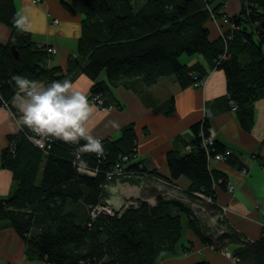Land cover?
Returning a JSON list of instances; mask_svg holds the SVG:
<instances>
[{"label": "trees", "instance_id": "obj_1", "mask_svg": "<svg viewBox=\"0 0 264 264\" xmlns=\"http://www.w3.org/2000/svg\"><path fill=\"white\" fill-rule=\"evenodd\" d=\"M61 1L71 12L77 7L83 14L78 54L69 58L67 69L49 67L54 54L48 46H39L31 31L16 26V1L0 0V23L11 29L8 40L0 41L1 103L7 102L17 116L13 76L47 86L54 80H70V73L79 69L92 80L90 94H100L106 106L121 107L113 95L122 80L140 77L149 87L163 76L174 75L186 87L207 77L210 70L201 61L181 62L180 56L187 53L202 54L210 69L224 70L228 100L242 127L252 128L254 102L264 95V0H241V10L231 16L220 13V6L212 10L213 0H73L75 7ZM213 15L227 18L230 24L228 31L214 39L208 26ZM174 110L172 97L165 112ZM211 126L207 118L191 126V149L169 151L170 176L163 178L190 180L185 196L218 212L226 226L216 238L202 228L191 203L179 195L169 197L163 190L155 191V203L137 198L136 204L122 205L113 214L90 217L91 207L108 202V187L117 179L133 182L147 174L161 175L137 158L138 134L132 122L119 137L102 140L103 156L85 152L79 160L75 153L84 140L71 144L53 139L44 151L27 138L26 127L11 135L9 145L0 151V169L12 170L15 189L9 197H0V229L14 226L29 250L46 264H156L164 251L176 249L187 220L208 245H244L239 264H264V234L248 240L216 204L217 188L227 189L229 183L210 158L227 153L226 161L246 167L217 138L209 149L203 146ZM122 155L130 158L123 163L124 173L109 179L108 172L122 161ZM84 166L96 173L82 172ZM187 264L211 263L204 259Z\"/></svg>", "mask_w": 264, "mask_h": 264}, {"label": "crops", "instance_id": "obj_2", "mask_svg": "<svg viewBox=\"0 0 264 264\" xmlns=\"http://www.w3.org/2000/svg\"><path fill=\"white\" fill-rule=\"evenodd\" d=\"M19 14L27 18L34 40L39 46H53L57 49L48 61L49 67L61 66L67 69L69 58L78 54V40L82 33L83 14L74 6L68 10L61 0H15ZM220 6L219 12L234 15L241 10V0H213L210 8ZM58 18V22L54 19ZM212 39L229 30L230 24L223 18H212L208 22ZM11 29L0 23V41H7ZM183 63L201 61L210 73L202 86L191 84L183 87L174 75L163 76L152 86H145L140 77L120 81L114 87V99L121 107L102 109L96 105L93 114L95 137L117 138L122 128L134 123L138 134L137 158L144 159L146 167L161 175L137 177L129 182L117 179L108 187V202L115 209L129 199L147 198L156 202L157 190L167 196L171 191H185L190 180L182 176L173 182L164 178L170 176L168 153L170 150L188 151L193 133L191 126L203 119H209L216 138L246 167L247 172L226 160H211L213 166L224 172L234 190L217 188L216 204L227 206L225 213L229 224L248 240L260 239L264 234V95L254 102V123L250 130L242 127L237 111L228 100L226 74L223 69L207 65L202 54L183 59ZM106 76H104L105 78ZM74 90L83 91L90 100L92 80L79 69L70 73ZM43 84V83H42ZM45 85V84H44ZM46 86V85H45ZM174 97L175 110L166 114L169 100ZM115 100V101H116ZM15 105L26 103L25 93L15 99ZM19 119L10 107L1 103L0 95V151L10 143L9 137L18 134L15 128ZM112 122L118 124L113 127ZM164 177V178H163ZM15 189L13 172L0 169V197H9ZM238 245L231 243L233 250ZM211 264H233L220 247L206 244L184 221V234L174 251H164L156 264H187L201 260ZM0 264H46L30 251L25 239L14 226L0 229Z\"/></svg>", "mask_w": 264, "mask_h": 264}, {"label": "clouds", "instance_id": "obj_3", "mask_svg": "<svg viewBox=\"0 0 264 264\" xmlns=\"http://www.w3.org/2000/svg\"><path fill=\"white\" fill-rule=\"evenodd\" d=\"M15 24L22 30H31L27 18L19 13ZM12 80L18 89L13 100L21 92L25 93L26 97L25 104L14 105L20 113L15 122L16 129H29L34 134L33 138L39 137L36 142L41 146L49 139L71 144H79L80 140L86 141L75 153L77 160L85 152L104 155L101 140L92 135L96 105L88 99L85 92L74 90L73 81L54 80L45 86L21 76H13ZM112 126L118 127V124L112 122ZM81 165L83 166V162Z\"/></svg>", "mask_w": 264, "mask_h": 264}, {"label": "built area", "instance_id": "obj_4", "mask_svg": "<svg viewBox=\"0 0 264 264\" xmlns=\"http://www.w3.org/2000/svg\"><path fill=\"white\" fill-rule=\"evenodd\" d=\"M36 1V0H35ZM212 18H216L215 15L212 16ZM225 22H228L227 18H224ZM54 22H58V18L54 19ZM231 26L233 27L234 25L231 24ZM48 51L52 54H56L57 53V49L53 46H48ZM206 82V77L202 78L200 80H198L196 82L197 86H202L204 85ZM90 101H92L93 103H95L96 105H98L100 108L102 109H113L114 105H110V106H106L104 104V99L100 94H90ZM5 107H9L8 103L5 102L3 104ZM34 137V134L32 132L27 133V138L37 147L43 149L44 151H47L50 147H51V143L53 141V139H49L47 141L44 142L43 146H41L40 144H38L36 141L39 140V137ZM101 142L104 138L98 137ZM216 136L214 133V129L212 128V126L209 128V134L207 136H205L203 138V146L209 149V146L213 144L214 140H215ZM188 149H191V145L188 146ZM227 154V153H226ZM226 154H215L213 157H211V160H225L226 158ZM122 161L118 162L115 166L114 169L110 172H108V178L111 179L113 176L115 175H122L124 173V167H123V163L124 162H128L130 160L128 155H122L121 156ZM80 170L82 172H88L90 174H95L96 171L86 168L84 167H80ZM244 172H247V169L244 168L243 169ZM220 181H222V179H220ZM228 190L229 191H233L234 190V185L232 184H228ZM115 208L113 207V205L109 202L106 203H99L93 207H91L90 210V217L92 219L96 218L97 216H99L101 213H110L113 214L114 213ZM222 210L224 213H226V207L222 206ZM221 250L223 251V253L232 261L233 264H239L241 261V258L239 255H235L232 252V249L230 247L229 244H225L221 247Z\"/></svg>", "mask_w": 264, "mask_h": 264}, {"label": "rangeland", "instance_id": "obj_5", "mask_svg": "<svg viewBox=\"0 0 264 264\" xmlns=\"http://www.w3.org/2000/svg\"><path fill=\"white\" fill-rule=\"evenodd\" d=\"M34 2H41L42 0H33ZM196 55V54H193ZM193 55H189L187 53H184L180 56V60L181 62H184L183 59L187 58V57H191ZM117 106H114L113 109H117ZM42 175H43V170L41 169L39 174H38V178H37V183L39 184L41 182L42 179ZM150 174L145 175L144 177L149 176ZM173 193L172 197L175 195H179L183 201L187 202V203H191L193 208L196 211V214H198L200 221H202L203 223V227L204 230L208 233V234H212L214 235V238L217 237L218 234L222 233L223 230L225 229V225L223 227L220 218L221 216L219 215V213H215V211H213L212 209L208 208L206 205H203L197 201H192L190 198H187L185 196V194L183 193V191H179L177 190L175 191H171ZM136 204L137 200L135 201L134 199H129L124 205H129V204ZM226 207V211H227V206ZM87 212V209H86ZM219 215V216H218ZM222 215H225V213H222Z\"/></svg>", "mask_w": 264, "mask_h": 264}, {"label": "water", "instance_id": "obj_6", "mask_svg": "<svg viewBox=\"0 0 264 264\" xmlns=\"http://www.w3.org/2000/svg\"><path fill=\"white\" fill-rule=\"evenodd\" d=\"M13 49H14V53H15V55L18 56V52H17V50H15V47H13ZM244 250H245V246H244V245H238L237 247H235V248L232 250V252H233V254H235V255H239L240 253L244 252Z\"/></svg>", "mask_w": 264, "mask_h": 264}]
</instances>
